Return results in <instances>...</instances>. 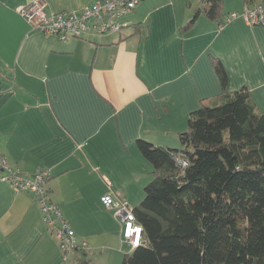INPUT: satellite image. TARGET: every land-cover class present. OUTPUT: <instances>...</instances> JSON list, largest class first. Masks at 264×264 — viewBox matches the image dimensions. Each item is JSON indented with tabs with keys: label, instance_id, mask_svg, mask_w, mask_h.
Listing matches in <instances>:
<instances>
[{
	"label": "crops",
	"instance_id": "obj_1",
	"mask_svg": "<svg viewBox=\"0 0 264 264\" xmlns=\"http://www.w3.org/2000/svg\"><path fill=\"white\" fill-rule=\"evenodd\" d=\"M29 1L0 0V152L22 174L49 171V198L91 264L120 262L122 225L101 197L138 205L152 165L137 140L179 148L202 102L246 87L264 112V26L199 16L182 34L199 0H143L119 32L59 41L18 12ZM44 1L60 12L91 0ZM243 6L225 0L224 17ZM59 255L33 196L0 181V264H70Z\"/></svg>",
	"mask_w": 264,
	"mask_h": 264
},
{
	"label": "trees",
	"instance_id": "obj_2",
	"mask_svg": "<svg viewBox=\"0 0 264 264\" xmlns=\"http://www.w3.org/2000/svg\"><path fill=\"white\" fill-rule=\"evenodd\" d=\"M224 1L199 0L179 32L199 16L221 25ZM215 66L224 85L225 72ZM178 139L179 148L137 140L152 165L132 208L143 243L121 264H264V112L246 87L224 92L189 113ZM71 258L91 264L78 246L66 262Z\"/></svg>",
	"mask_w": 264,
	"mask_h": 264
},
{
	"label": "built area",
	"instance_id": "obj_3",
	"mask_svg": "<svg viewBox=\"0 0 264 264\" xmlns=\"http://www.w3.org/2000/svg\"><path fill=\"white\" fill-rule=\"evenodd\" d=\"M143 0H91L77 11L47 12L44 0H30L19 7L18 12L26 19L31 29L50 35L59 41L72 38L101 37L119 32L128 23L126 18ZM241 17L247 24L264 26V3L244 5L240 12H231L225 22ZM176 161L184 167L186 161ZM49 171L37 169L32 175L22 174L10 167L0 152V181L7 182L15 191L29 192L37 203L41 219L52 237L57 241L63 262L70 259L77 248L73 229L61 217L57 205L49 198L47 181ZM105 208L112 210L122 225V237L128 250L143 243L142 226L136 221L132 208L122 200L107 194L101 197Z\"/></svg>",
	"mask_w": 264,
	"mask_h": 264
},
{
	"label": "rangeland",
	"instance_id": "obj_4",
	"mask_svg": "<svg viewBox=\"0 0 264 264\" xmlns=\"http://www.w3.org/2000/svg\"><path fill=\"white\" fill-rule=\"evenodd\" d=\"M192 1H193V0H192ZM127 251H128V249L125 250V251H123V252L125 253V252H127ZM124 253H123V254H124ZM123 254H122L121 258H120V262L117 261V263H115V261H112L111 264H121V262H122V258H123ZM69 263H70V264L73 263V260H70Z\"/></svg>",
	"mask_w": 264,
	"mask_h": 264
}]
</instances>
